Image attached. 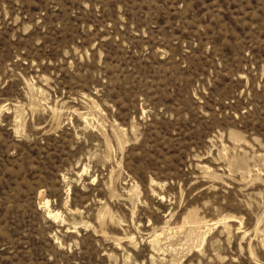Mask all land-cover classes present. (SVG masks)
<instances>
[{"label": "rangeland", "instance_id": "374dc122", "mask_svg": "<svg viewBox=\"0 0 264 264\" xmlns=\"http://www.w3.org/2000/svg\"><path fill=\"white\" fill-rule=\"evenodd\" d=\"M0 264H264V0H0Z\"/></svg>", "mask_w": 264, "mask_h": 264}, {"label": "bare ground", "instance_id": "6f19581e", "mask_svg": "<svg viewBox=\"0 0 264 264\" xmlns=\"http://www.w3.org/2000/svg\"><path fill=\"white\" fill-rule=\"evenodd\" d=\"M47 202V201H46ZM57 215V214H56ZM201 227V226H200ZM190 231V230H189Z\"/></svg>", "mask_w": 264, "mask_h": 264}]
</instances>
